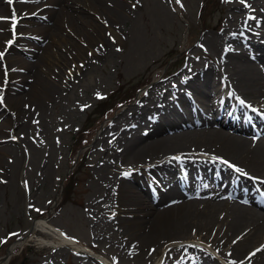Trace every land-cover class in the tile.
<instances>
[{
    "label": "bare ground",
    "instance_id": "bare-ground-1",
    "mask_svg": "<svg viewBox=\"0 0 264 264\" xmlns=\"http://www.w3.org/2000/svg\"><path fill=\"white\" fill-rule=\"evenodd\" d=\"M24 1L41 4L25 6L34 14L23 24L32 43L19 56L9 42L22 26L13 32V12L0 0V89L24 107L15 131L42 121L81 69L109 59L140 2ZM233 1L226 19L234 22L198 45L211 66L190 60L103 131L111 139L95 167L101 193L91 210L127 255L118 264H219L212 251L227 264H264V0ZM7 104L0 103L1 156L10 152L1 136L10 130ZM25 228L59 251L89 248L108 258L49 220Z\"/></svg>",
    "mask_w": 264,
    "mask_h": 264
},
{
    "label": "rangeland",
    "instance_id": "rangeland-1",
    "mask_svg": "<svg viewBox=\"0 0 264 264\" xmlns=\"http://www.w3.org/2000/svg\"><path fill=\"white\" fill-rule=\"evenodd\" d=\"M3 1L4 7L9 8L6 14L12 17L13 12L15 17L10 18L11 22L15 19L16 28L22 26L9 45L21 56L26 51V42L32 43L29 37L32 33L27 32L23 24L30 21L34 14L25 6L33 7L41 1L16 0L13 4ZM233 3V0H140L137 12L125 26L128 34L123 37V44L114 46L113 54L106 62H92L93 66L88 67L85 74L87 66L81 69L78 79L69 88L64 86L66 91H62L61 99L50 107L48 115L28 129L14 130L20 109L24 107L21 103L9 101L10 90L0 89V98L8 103L4 107L5 117L10 120L6 126L10 130L1 134L9 144L10 152L7 156L0 155V163L6 166V169L0 168V247L9 238L16 237L14 245L11 243L17 250L13 253L14 257L19 255L20 248L26 245L33 247L27 253L25 264H93V261L118 264L117 260L127 263V255L114 239L102 234L105 225L95 221L91 210L93 198L101 193L93 188L94 182H97L95 167L101 159L99 154L111 139L109 133L103 131L163 78L175 79L190 60L198 59L197 62L211 66V60L205 59L198 45L206 34L218 33L220 36L223 34L219 33L222 26L234 22L232 17L226 19ZM16 6L19 12L14 11ZM64 48L61 51L64 52ZM69 58L71 61L72 57ZM61 68L55 71L64 72L67 69V73L70 72L67 67L64 70ZM139 87L140 91L136 92ZM206 90L210 91L209 88ZM129 94H136L134 101L127 104V99L121 101ZM103 102L114 105L108 120L97 113ZM87 126L92 127L93 132L88 137ZM83 133L89 143L82 142L87 144L82 152H88L87 156L81 154L77 159V141ZM73 173L77 174L73 176L69 192L65 195L66 177ZM41 219L49 220L75 241L94 246L110 261L92 256L90 252L76 254L68 249L64 252L57 250L53 244L42 243L41 239L46 238L44 234L37 239L25 228L27 222ZM28 237L30 239L26 242ZM164 248L166 246L160 249L158 259ZM212 253L219 264H227L217 252ZM4 256L5 253L0 257L2 262Z\"/></svg>",
    "mask_w": 264,
    "mask_h": 264
},
{
    "label": "snow or ice",
    "instance_id": "snow-or-ice-1",
    "mask_svg": "<svg viewBox=\"0 0 264 264\" xmlns=\"http://www.w3.org/2000/svg\"><path fill=\"white\" fill-rule=\"evenodd\" d=\"M14 2H16V0H8L9 4H13ZM177 2H179V0H177ZM241 2H244V0H241ZM0 19H3V18H0ZM11 23H12L13 32L15 33V28H16L17 21L15 19H12ZM9 44H11V42H9ZM3 56H4V53H0V59H3ZM0 103H3V99L2 98H0ZM241 103H244V101H241ZM253 110L255 111V109H253ZM222 162L223 163H228L227 161H222ZM229 167H235V166L229 165ZM236 171L240 172L241 170L239 168H236ZM244 174L246 175V173H244ZM257 251H260V250H257ZM251 255L254 256V255H256V253L253 252Z\"/></svg>",
    "mask_w": 264,
    "mask_h": 264
},
{
    "label": "trees",
    "instance_id": "trees-1",
    "mask_svg": "<svg viewBox=\"0 0 264 264\" xmlns=\"http://www.w3.org/2000/svg\"><path fill=\"white\" fill-rule=\"evenodd\" d=\"M2 251H4V249H2ZM26 253H27V251H26V252L23 254V256H22V258H23L24 260L22 261L21 264H24V263H25V259H26V257H27V254H26ZM17 260H19V259H16V261H17ZM14 261H15V260H14ZM17 262H18V261H17ZM17 262H16V263H17ZM12 264H13V263H12Z\"/></svg>",
    "mask_w": 264,
    "mask_h": 264
}]
</instances>
